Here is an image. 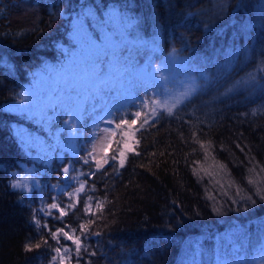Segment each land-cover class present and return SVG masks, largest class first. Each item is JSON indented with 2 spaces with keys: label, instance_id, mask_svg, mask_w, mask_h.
Segmentation results:
<instances>
[{
  "label": "trees",
  "instance_id": "trees-1",
  "mask_svg": "<svg viewBox=\"0 0 264 264\" xmlns=\"http://www.w3.org/2000/svg\"><path fill=\"white\" fill-rule=\"evenodd\" d=\"M89 10L97 21L115 16L109 30L117 33L114 39L125 49L121 57L131 68L145 59L161 63L175 48L179 83L196 74L192 65L202 67L212 82L199 80L202 87L177 106L173 117L163 113L155 128L138 134L140 155L128 154L122 169L113 171L112 163L105 166L80 194L76 210L61 221L35 210L53 202L56 193L50 185L63 180L62 167L77 158L66 151L63 161L54 158L46 164L34 159L38 149L27 147L20 129L51 145L56 143L52 129L59 123L49 129L25 114L7 111L5 104L20 98L17 94L32 84V73L45 63L62 64V49L74 51L73 23ZM249 23L251 29L243 31ZM153 41L158 46L155 53ZM230 51L235 59L221 70ZM89 125L86 120V133L92 132ZM84 138L78 143H85ZM197 139L211 142L207 154ZM25 164L32 167L35 185L31 191L11 188ZM253 167L254 173L249 171ZM261 169L264 0H0V264H49L50 247L25 248L41 236L56 246L33 217L53 231L64 223L78 228L89 218L82 212L89 194L94 201H104L93 225L101 235L88 239L96 252L91 264H214L216 251L227 250L228 257L233 246L239 249L235 253L252 258L264 240V200L255 195L257 186L264 188ZM250 178L257 183L248 184ZM92 184L95 192L88 190ZM237 187L256 203L238 199L233 204L230 198ZM56 198L61 206L67 202L63 196ZM214 203L223 205L224 215L212 210ZM66 243L70 242L61 239ZM197 244L200 254H194Z\"/></svg>",
  "mask_w": 264,
  "mask_h": 264
},
{
  "label": "snow or ice",
  "instance_id": "snow-or-ice-1",
  "mask_svg": "<svg viewBox=\"0 0 264 264\" xmlns=\"http://www.w3.org/2000/svg\"><path fill=\"white\" fill-rule=\"evenodd\" d=\"M113 20L115 16L110 14L107 20L97 21L91 10L79 16L73 23L71 33L74 51L69 53L67 49H62L66 54L64 63L59 65L45 63L41 69L33 72L32 84L18 93L20 98L6 109L25 114L49 129L55 123L63 124V127L56 128L53 133L55 144L46 145L39 137L24 141L29 149H38V155L34 159L46 164L54 158L63 161V153L66 151L77 158L69 159L62 167L63 180L50 185L56 193L52 197L53 202L45 203L35 210L44 216L63 221V218L69 212H74L80 204V194L86 191L88 182L94 180L105 166L112 163L113 171L122 169L128 154L140 155L137 149L142 137L138 134L147 131L149 127L155 128L163 113L173 117L177 106L202 87L199 80H203L206 84L212 82L202 67L192 65L191 72L196 74L188 75L184 90L161 100L159 98L161 95L172 92L168 87L172 82V76L167 72V67L170 62L174 63L178 59L177 49L173 48L161 63L149 59L142 66L133 69L121 57L125 49L116 43L114 37L117 33L109 30ZM251 27L250 23L245 24L242 30L248 31ZM152 51L154 53L158 51L155 41ZM234 59L235 54L230 51L225 63L219 68L227 70ZM185 67H189L187 61ZM249 76L255 81L254 75L249 74ZM149 90L152 92L151 95ZM141 92L144 93L143 96L140 95ZM252 115H256V110H253ZM86 120L92 121L93 131L90 133L84 131ZM64 133L67 134V138L61 141L60 136ZM85 136L90 138V142L78 143ZM196 143L207 154L211 142L206 144L197 139ZM80 149L84 150V155H80ZM193 171L199 174L197 169L194 168ZM249 171L254 173L255 167L250 168ZM204 174L212 176L210 172ZM103 175L107 176L108 173L103 172ZM85 177L87 179H84ZM256 183L254 179L248 180V184ZM10 187L18 189L22 184L19 180L11 181ZM231 187L232 185L229 184L228 188ZM24 188L26 191H31L27 185H24ZM88 190L95 192L97 190L95 184H92ZM224 195H227L226 191ZM255 195L260 200H264V188L257 186ZM58 196H63L67 201L63 206L61 201L57 200ZM209 199L215 198L210 196ZM230 199L233 204L237 203L238 199L256 203L252 195H241L239 187ZM103 208L104 201L99 198L94 201L93 195L89 194L85 197L82 208L83 215L89 218L79 222L78 228L64 223L63 227L56 228L55 231L46 222L41 224V219L34 216V224L38 229H46L47 237L56 241V246L52 247L48 244V239L41 236L40 241L35 245L26 244V250L31 251L33 247L38 249L43 244L50 247L53 253L49 264H82V262L91 264L90 258L95 256L96 252L88 243V239L93 235H101L100 231L93 230V225L96 219L100 218L97 217V211L102 213ZM212 210L220 216L225 214L221 204L214 203ZM61 239L70 243L61 244ZM232 251L235 253L239 249L233 246ZM259 253L253 264H264V240L260 243ZM194 254H200L198 244ZM227 255L226 251L223 256L218 253L216 264H244L243 261L229 260ZM85 256L89 259H85Z\"/></svg>",
  "mask_w": 264,
  "mask_h": 264
},
{
  "label": "rangeland",
  "instance_id": "rangeland-1",
  "mask_svg": "<svg viewBox=\"0 0 264 264\" xmlns=\"http://www.w3.org/2000/svg\"><path fill=\"white\" fill-rule=\"evenodd\" d=\"M116 43H117V41H116ZM123 57H124V55H123ZM147 61L148 60L145 59V60L141 61V63H139L138 65L136 64L135 66H133L132 68L134 69V68H136L138 66H142ZM127 62H129V61H127ZM179 66H180V64L177 61H175L174 63L170 62L169 65H168V67H167V72L170 73L171 76H172V82L168 84V87L172 90V92L169 93V94H167V96L168 95H174L176 93L182 92L184 90V84L188 82V79L187 78L185 79V81L180 82V83H179V81L176 80V71H177L178 68H180ZM29 86L30 85H28L25 88H23L21 92H23ZM140 95L143 96L144 93L143 94H140ZM18 99H16V100H18ZM16 100L11 101L8 104H5V107L9 108V106L11 104H13ZM87 121H88V123H90L89 128L93 131V128L91 126L92 121L91 120H87ZM62 125H63L62 123H59L54 129H52V132L54 133L55 130H56V128H59ZM19 128L20 127H18L17 130H19ZM19 134L22 136V138L24 139V141L32 138L31 135L29 134V132L23 131L22 129H20ZM66 138H67V134L66 133L61 134L60 140L62 139L63 141H65ZM84 141L87 142L85 138H84ZM18 174L19 175H18V177H17L16 180H19L21 182V184H22L23 187H24V185H27L29 188H31L32 186L35 185V183H36V177L33 175V170H32V167L30 165L25 164L24 167H23V170L20 171V172H18ZM225 251H227V250H225ZM218 253L219 252L216 251L215 252V256L212 257L214 264H216V257H217V254ZM231 254H233V255H231ZM259 255H260V253H258L257 255H255L254 257L251 258V256H248L247 254H245L243 252H238V253H235V254L232 253V252H230L229 253V256L227 258L229 260L243 261L244 264H253L254 259L256 257H258ZM221 256H223V253L221 254Z\"/></svg>",
  "mask_w": 264,
  "mask_h": 264
}]
</instances>
